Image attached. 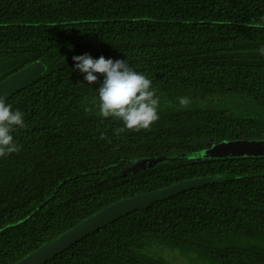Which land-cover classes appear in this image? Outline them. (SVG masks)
I'll return each mask as SVG.
<instances>
[{"label":"trees","instance_id":"16d2710c","mask_svg":"<svg viewBox=\"0 0 264 264\" xmlns=\"http://www.w3.org/2000/svg\"><path fill=\"white\" fill-rule=\"evenodd\" d=\"M261 47L264 0H0V83L33 63L46 67L6 99L27 127L13 133L20 151L0 157V264L119 200L207 176L218 180L132 212L43 264H170L152 245L195 255L196 264H264V158H194L209 143L264 138ZM85 53L126 59L156 94L256 105L240 114L159 111L150 131L117 135L122 122L87 110L103 75L88 85L73 60Z\"/></svg>","mask_w":264,"mask_h":264},{"label":"clouds","instance_id":"9594fccd","mask_svg":"<svg viewBox=\"0 0 264 264\" xmlns=\"http://www.w3.org/2000/svg\"><path fill=\"white\" fill-rule=\"evenodd\" d=\"M258 51L264 55V47ZM73 60L75 69L85 74L84 80L88 85L99 81L95 74L103 75V82L96 89L98 100L93 103L98 108L99 116L122 122V127L114 129L115 134L150 131L151 126L159 120L160 97L156 95L152 81L144 73L129 66L126 59L113 60L104 56L94 59L85 53L74 56ZM177 99L181 109L191 104L187 96ZM26 127L24 114L19 109L13 110L12 105L0 96V157L20 151L21 146L13 133ZM100 138L105 139L106 135L102 133Z\"/></svg>","mask_w":264,"mask_h":264},{"label":"water","instance_id":"95a60500","mask_svg":"<svg viewBox=\"0 0 264 264\" xmlns=\"http://www.w3.org/2000/svg\"><path fill=\"white\" fill-rule=\"evenodd\" d=\"M45 65L33 63L0 83V96L5 100L20 92L33 81L44 75ZM264 150V138L212 143L209 147L195 152L197 161L220 160L228 158H262L254 152ZM189 182H180L168 187L139 194L135 197L117 201L79 223L61 237L35 250L24 260L16 264H43L69 250L76 242L99 231L101 228L121 219L137 210L146 209L156 202H161L191 189Z\"/></svg>","mask_w":264,"mask_h":264},{"label":"rangeland","instance_id":"374dc122","mask_svg":"<svg viewBox=\"0 0 264 264\" xmlns=\"http://www.w3.org/2000/svg\"><path fill=\"white\" fill-rule=\"evenodd\" d=\"M160 97V107L159 111L164 112H171V111H177V110H190L193 108H217L221 110H225L228 113L234 112L236 114L242 113V109L245 106V111L247 112L255 107V103L252 101H242L241 97L239 96H229L226 97H200L192 94H172L168 95L165 93H158L156 94ZM181 96H187L191 99V104L186 109H181L179 106L178 97ZM94 100L98 99H88L86 101V107L87 110L93 114H98V108L93 103ZM226 100H230L231 104L228 105ZM212 143L207 144L206 148L209 147ZM254 154L264 158V150H258L254 152ZM184 158V155L181 154L180 156H174V155H165L160 157H148L144 159H140L137 168L140 170H148L153 169L156 166H159L161 164L167 165V164H175L178 163L181 159ZM136 168V166H134ZM218 180V177L214 176H207L202 178H196L189 182V186L192 188L209 185L211 183H214ZM152 253L154 256H156L158 259H162L170 264H196L195 262L200 261L195 255H189L188 259L182 257L179 255L177 251L170 250L163 246H156L152 245ZM205 264V263H204Z\"/></svg>","mask_w":264,"mask_h":264}]
</instances>
